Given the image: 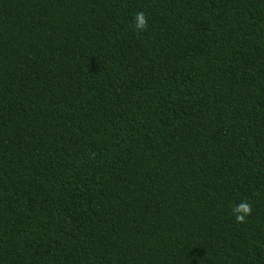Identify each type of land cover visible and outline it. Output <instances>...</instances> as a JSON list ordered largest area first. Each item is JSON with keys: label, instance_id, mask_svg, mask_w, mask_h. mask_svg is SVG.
Returning <instances> with one entry per match:
<instances>
[{"label": "trees", "instance_id": "trees-1", "mask_svg": "<svg viewBox=\"0 0 264 264\" xmlns=\"http://www.w3.org/2000/svg\"><path fill=\"white\" fill-rule=\"evenodd\" d=\"M0 264H264V0H0Z\"/></svg>", "mask_w": 264, "mask_h": 264}, {"label": "clouds", "instance_id": "clouds-1", "mask_svg": "<svg viewBox=\"0 0 264 264\" xmlns=\"http://www.w3.org/2000/svg\"><path fill=\"white\" fill-rule=\"evenodd\" d=\"M135 27L138 31H146L148 28V19L143 11H139L134 17ZM235 221L238 224L246 223V218L251 215L252 205L247 200L241 201L233 206L232 209Z\"/></svg>", "mask_w": 264, "mask_h": 264}]
</instances>
